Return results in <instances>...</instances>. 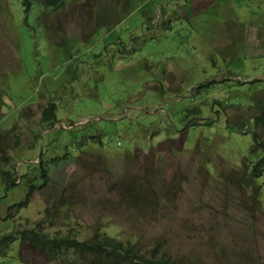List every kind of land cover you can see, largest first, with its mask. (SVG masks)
<instances>
[{"label":"rangeland","instance_id":"rangeland-1","mask_svg":"<svg viewBox=\"0 0 264 264\" xmlns=\"http://www.w3.org/2000/svg\"><path fill=\"white\" fill-rule=\"evenodd\" d=\"M33 3L0 0V237L39 226L159 244L177 264H264L254 125L232 129L264 103V0ZM0 264L85 263L16 239Z\"/></svg>","mask_w":264,"mask_h":264},{"label":"trees","instance_id":"trees-1","mask_svg":"<svg viewBox=\"0 0 264 264\" xmlns=\"http://www.w3.org/2000/svg\"><path fill=\"white\" fill-rule=\"evenodd\" d=\"M46 7L51 9H63L65 7L67 0H45ZM34 0H22V6L25 11L28 12L30 8L34 5ZM252 87L257 90L259 84L262 85V92L264 94V79H255L250 82ZM253 94L250 95L249 105L256 107V102H254ZM260 105V104H259ZM264 106V103H263ZM259 108L261 114L255 117L248 115L238 123L236 131H240L242 128L245 129V135L249 134L250 130L247 124L254 125L253 140L255 141L254 147L249 151L245 157L248 161L243 168L247 179L260 180L264 175V143L261 142L259 134L255 131L256 127H261L264 130V109ZM247 107V106H246ZM245 108V107H244ZM53 116V108L50 106L46 108L42 113V120L50 121ZM235 130V129H234ZM46 173L43 172V177ZM12 173L5 171L1 173V179L5 180L7 178L10 183L12 180ZM42 181L44 182V178ZM15 184L19 182V179L14 181ZM247 184H249L247 180ZM246 184V185H247ZM27 228L25 230H17L14 233H7L0 237V250L5 251L9 245L16 239L28 240L35 246L37 250L44 252L45 258L48 263H50L54 257H59L64 255L68 250L77 249L83 262L86 264L89 260H92V264H177L171 260L169 256L158 255L160 250V245H156L151 252H142L133 244L124 243L112 239L110 237H99L95 235L94 237L87 240H80L76 235L62 236L60 233H55L54 236H48L42 233L39 229ZM92 256V258H89Z\"/></svg>","mask_w":264,"mask_h":264},{"label":"clouds","instance_id":"clouds-1","mask_svg":"<svg viewBox=\"0 0 264 264\" xmlns=\"http://www.w3.org/2000/svg\"><path fill=\"white\" fill-rule=\"evenodd\" d=\"M28 165L30 164H32V163H29V162H26ZM40 163V162H39ZM39 163L38 164H33V165H39ZM25 164V163H24ZM10 172V171H9ZM11 173V172H10ZM18 179V178H17ZM20 182V181H19Z\"/></svg>","mask_w":264,"mask_h":264},{"label":"flooded vegetation","instance_id":"flooded-vegetation-1","mask_svg":"<svg viewBox=\"0 0 264 264\" xmlns=\"http://www.w3.org/2000/svg\"><path fill=\"white\" fill-rule=\"evenodd\" d=\"M54 123H55V121H54ZM33 165V164H32ZM27 167H28V165H27Z\"/></svg>","mask_w":264,"mask_h":264}]
</instances>
